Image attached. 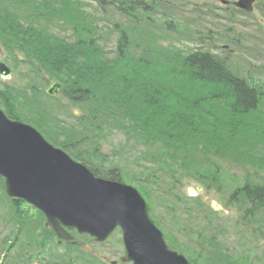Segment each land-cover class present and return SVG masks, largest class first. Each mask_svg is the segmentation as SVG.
<instances>
[{
	"label": "trees",
	"instance_id": "obj_1",
	"mask_svg": "<svg viewBox=\"0 0 264 264\" xmlns=\"http://www.w3.org/2000/svg\"><path fill=\"white\" fill-rule=\"evenodd\" d=\"M163 1L0 0V57L15 71L23 64L31 71L13 78L23 86L0 78V108L35 127L98 177L143 179L148 186L140 190L156 198L164 214L155 217L165 224L160 226L150 209L152 218L170 247L192 264H247L245 255L229 252V244L239 237L237 225L245 230L240 240H250V228L257 230L254 239L264 235V64L235 62L237 54L228 49H198L186 58L162 49L153 57L160 49L145 47L160 33L145 34V25L175 21L172 35L181 40L193 21L174 19L170 13L178 11L169 13ZM190 10L197 15L199 8ZM99 13H106L114 33L119 32L114 61L106 56L108 33L99 25L104 20ZM120 15L126 26L118 22ZM134 18L139 25H133ZM141 36L144 55L130 46ZM258 52L264 56V43ZM52 82L61 84L60 95L47 93ZM62 133L65 140L58 141ZM225 167L242 173L234 175L239 184L232 192L227 189L224 203L231 215L214 211L203 195L186 193L198 183L206 194H221ZM4 185L0 177L3 264H33L25 252L33 246L42 251H34L39 264H106L85 249L84 240L60 243L45 226V216L9 198ZM18 236L25 244L6 252L7 240Z\"/></svg>",
	"mask_w": 264,
	"mask_h": 264
},
{
	"label": "water",
	"instance_id": "obj_2",
	"mask_svg": "<svg viewBox=\"0 0 264 264\" xmlns=\"http://www.w3.org/2000/svg\"><path fill=\"white\" fill-rule=\"evenodd\" d=\"M244 12L254 11L257 0H233ZM12 70L0 62V76ZM61 91L53 83L48 94ZM76 114L79 112L76 111ZM0 176L11 198L22 199L44 213L57 236L70 239L66 228L105 241L118 227L122 230L123 261L132 264H192L172 250L162 230L151 219L148 204L132 185L96 176L63 149L52 145L32 125L9 118L0 108ZM203 188H188L196 197ZM214 210L223 207L213 200ZM115 264V262H113Z\"/></svg>",
	"mask_w": 264,
	"mask_h": 264
},
{
	"label": "rangeland",
	"instance_id": "obj_3",
	"mask_svg": "<svg viewBox=\"0 0 264 264\" xmlns=\"http://www.w3.org/2000/svg\"><path fill=\"white\" fill-rule=\"evenodd\" d=\"M188 2H192L194 3L202 12H203V19H202V23L203 25H200L199 28L200 29H206L207 31H213V33H211V35L213 37H218L220 39V35L221 33H227L228 36L232 37L233 39H237L236 43H232V44H224L221 41L218 40H207L208 42H211L212 46L211 49L213 51L216 50H230L232 56L234 57L235 54H237V56H235V62L237 61H244L246 58L241 59L242 56L240 57V54L242 53V51H246L247 53H250L248 58H251L255 64H264V56L260 55L258 52V48L259 46L263 45L264 42H262V40L264 39V32L261 29V26L264 27V17L263 14H261V12H259L258 10L255 11L254 13H243L240 10H238L235 7H231V8H225L228 5L230 6V4H228L227 2H223V0H187ZM230 1V0H229ZM257 3L261 5V7H264V0H257ZM163 6L165 7V10L168 11L170 13V11L172 10H177L178 12L175 13H170L171 17H173L174 19H176L177 17L181 16V15H187L188 17H191L193 19V24L192 25H187L186 27L188 29L192 28L194 26V24L196 23V21H198L199 19L196 18V14H193L190 10V7L187 6L185 3L183 4H175V0H165L163 1ZM108 7V6H107ZM211 10H215L217 13H219L220 16H218V18L214 17L211 15ZM101 15V17L104 19L103 21H101L99 23V25L101 27H103V30L105 33H108V39L105 42L104 46L106 49V56L107 59L110 61H114L115 58V50H114V45L117 44V42L115 41L118 37H117V33H114L113 31V27H114V23H111L109 20H107V14L105 13V15L103 13H99V15ZM228 14H233L234 19H227ZM110 16V15H109ZM161 17V15L159 16V18ZM170 19V17H169ZM159 20V19H158ZM171 20V19H170ZM172 21V20H171ZM201 21V20H199ZM119 23L124 24V26L127 25V19L120 15L119 16ZM132 25V24H131ZM133 25H136L135 23ZM231 27V30H228V28ZM195 29H197V27H195ZM228 30V31H226ZM226 31V32H225ZM145 34H146V30H145ZM209 32H205V35H208ZM208 37L205 36L204 39H207ZM174 44L177 45L176 47H181V45H184V39L178 40V39H174L173 40ZM204 44V43H203ZM197 46L193 45L192 48H196ZM171 49V48H170ZM257 54L256 57H252L251 54ZM3 57V56H2ZM10 66V65H9ZM10 69L13 72V78L14 76L17 78H20V71H22L24 74H31V71L29 70V68L26 65H20L19 71H15L14 68H12L10 66ZM13 78L10 81V83H15L17 86H23V84L21 82H16L13 80ZM264 110V109H263ZM228 167H225L224 170H226ZM228 174L225 175V187L220 189L221 194L219 196H222V201H226L225 199H227L226 195L228 194V188L230 189V191L232 192L233 188L235 187V185L239 184V182H237L234 179V175L236 174L238 177H242V173H240V171L237 168L234 167H230L227 169ZM131 174H133L131 172ZM137 182L134 181H128L127 183L129 184H133L134 186H136L139 190H143L144 189V185L143 183L139 180V178H137ZM138 184V186L136 185ZM146 186V185H145ZM195 188V187H194ZM140 190V191H141ZM142 192V191H141ZM215 190L213 192H211L210 194L206 195V192H202L201 194L203 195V198H205L209 203L211 200H216V197L218 198L219 196L217 194H215ZM143 193V192H142ZM143 196H145V194L143 193ZM150 199H154V205H156V198H154L153 195H150ZM219 201V200H218ZM154 212H158L157 206H155L154 208ZM225 226L228 222V220L223 221ZM230 225L232 224V221H229ZM242 224V223H240ZM235 228L237 229V232L239 233V237L234 238L233 242H231L230 248H229V252L238 255V256H243L245 255L246 257L250 258V262L251 264H264V252H263V247L261 245V241L260 240H256L253 238V236L251 235H256V231L255 229L250 228V232L248 233V236H250V240H244L241 239L240 240V236H243L245 233L244 227L243 225H237L235 226ZM228 232L233 233L234 231L229 230ZM233 236V234H231ZM231 235L226 234L227 237H231ZM14 236H12L13 238ZM82 241L86 240L88 238H80ZM7 240V238H6ZM11 240V239H10ZM10 240H7L6 244L7 246H11L14 245L12 251H17L19 250L23 244H25V239L19 238V236L15 239H13L14 242L10 243ZM90 240V239H89ZM28 242V241H27ZM86 242V241H85ZM184 242V241H182ZM30 245V242H28ZM226 241H223V244H225ZM92 244H94L92 242ZM117 244V242H116ZM94 246H96L95 251H97V253L99 255H103V256H107L109 259H116L119 260L121 262V258H122V249H121V245L120 243H118V247L116 248L115 246H111L109 244L108 246H99L94 244ZM34 247V246H33ZM30 248L29 250L25 251L27 252V255L32 252L35 251L34 248ZM110 248V250H109ZM33 249V250H32ZM105 251V253H104ZM20 252V251H18ZM37 253L42 252V251H35ZM1 260V259H0ZM106 264L108 263V260H105ZM122 263V262H121ZM1 264V261H0ZM125 264V263H122Z\"/></svg>",
	"mask_w": 264,
	"mask_h": 264
},
{
	"label": "bare ground",
	"instance_id": "obj_4",
	"mask_svg": "<svg viewBox=\"0 0 264 264\" xmlns=\"http://www.w3.org/2000/svg\"><path fill=\"white\" fill-rule=\"evenodd\" d=\"M227 19H234L233 14H228ZM174 24L178 25L175 21L167 22V20H165V21H161V24L160 25H154V24L145 25V26H147L149 28L146 29V27H145L144 30L149 31L152 34L155 31H158V33H160V34H157V37H156L155 40L151 41L145 47V48H147L149 46L150 48H153V49H160V50H156L155 51V54H153V57H156L158 54L162 53L163 52L162 49L167 50V49H170L171 48V42L174 40V38H176V37H174L172 35V31H174V30L171 28V25H174ZM197 25H198L197 26V30H195L194 33H200V34H198V36H197V38L195 40L184 39V45H181V47L171 48V50L166 51V53H169V54L177 53L178 55L183 56L182 58H186V57L189 56V54H188L189 52L197 51L198 49L211 48L212 44H211V42H208L207 40H212V41L218 40V41H221L224 44H227L226 41H225V37H229L227 35V33H221V34H219L220 35V39H219L218 37H213L211 35V33H213V31H207V28L204 29V30L203 29H200L199 26L200 25H203V24H197ZM140 28H142V27H140ZM226 31H228V30H226ZM205 32H209V34L208 35H205ZM178 33L180 35H183L184 34V32L183 33L178 32ZM142 36H141V38H137L130 45V46H134V48H136V52H137L138 55H142V54L144 55L145 54L144 49L141 48L142 47V44H143V40H144V38H142ZM205 36H207L208 38L207 39H204ZM193 45H195L197 47L196 48H192ZM214 52L215 53H218L219 50H216ZM62 134H63L62 137L58 141L65 140V137L64 136H66V135H65V133H62ZM52 145H54V144H52ZM55 147H57V146H55ZM57 148H60V147H57ZM60 149H62V148H60ZM76 161H78V160H76ZM78 162H80V161H78ZM80 163H82V162H80ZM87 168L90 169L89 167H87ZM99 258H104V256H99Z\"/></svg>",
	"mask_w": 264,
	"mask_h": 264
},
{
	"label": "flooded vegetation",
	"instance_id": "obj_5",
	"mask_svg": "<svg viewBox=\"0 0 264 264\" xmlns=\"http://www.w3.org/2000/svg\"><path fill=\"white\" fill-rule=\"evenodd\" d=\"M229 213L231 214V212H229ZM86 247H87V245H85V248H86ZM262 247H263V252H264V245H263V244H262ZM91 252H93V251L91 250ZM104 253H105V251H104ZM29 254H30L31 257H33V254H32L31 252H30ZM105 257L107 258V256H104V258H105ZM104 260H105V259H104Z\"/></svg>",
	"mask_w": 264,
	"mask_h": 264
}]
</instances>
